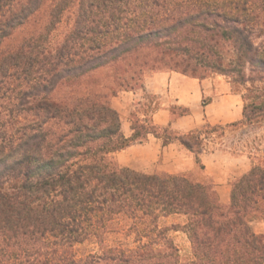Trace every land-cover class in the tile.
I'll use <instances>...</instances> for the list:
<instances>
[{"label": "trees", "instance_id": "1", "mask_svg": "<svg viewBox=\"0 0 264 264\" xmlns=\"http://www.w3.org/2000/svg\"><path fill=\"white\" fill-rule=\"evenodd\" d=\"M162 70L224 76L241 89V118L182 134L135 117L125 136L111 98ZM175 108L187 114L173 106L170 121ZM263 120L264 0H0V264H264L251 227L264 221V155L228 203L210 180L113 157L154 135L203 170L226 130ZM171 216L184 221L160 224ZM178 230L193 260L168 236ZM111 233L133 240L110 245Z\"/></svg>", "mask_w": 264, "mask_h": 264}, {"label": "rangeland", "instance_id": "2", "mask_svg": "<svg viewBox=\"0 0 264 264\" xmlns=\"http://www.w3.org/2000/svg\"><path fill=\"white\" fill-rule=\"evenodd\" d=\"M64 28L65 23L56 31V34ZM162 71L167 72V70ZM151 73L148 72L146 75H150ZM182 78L186 79L183 76ZM198 80L200 81V87L197 84L199 83L197 80H193L194 85H187L183 82L177 83V94L183 93L182 95L185 94L187 97H190L184 104L173 102L174 96L169 95V97H166L164 93L150 92L144 90L143 87L118 91L111 98V105L119 113L122 133L124 135L125 133L131 134V125L135 117L141 120L152 119V114L161 107L162 103L168 105L170 116V108L173 106L185 107L188 110L187 114L183 115L185 116L183 125L190 128L184 132L175 130L177 133L182 134L205 122H209L210 124H227L241 118L243 102L239 87L232 86L224 76L218 74H212ZM184 89H186L185 92H183ZM182 97L185 98L186 96ZM174 111L175 116L180 112V109L175 108ZM177 118L175 116L174 119L176 120ZM149 136L152 139L154 135ZM237 140L240 141L238 142ZM217 141L216 144H211L212 149L204 151L200 158L203 165L204 162L210 166L216 163V165L224 170L223 175L218 177V180L229 179L235 172L249 169L252 157H254L253 154L264 155V120L250 126L238 127L233 131L226 130L225 135ZM138 143L143 142H136L134 144ZM171 144L164 149H160V151L156 148L153 150L152 148H145L138 144L135 148L126 147L114 152L113 157L119 165L128 166L142 172L190 173L194 179L214 181L212 175L209 176V174L205 173L204 169L201 170L195 164L192 153L184 149L177 141H173ZM231 144L232 146L230 147ZM235 145H237L236 150L234 149ZM183 221L184 218L182 216H171L167 219H162L160 224H181ZM168 236L178 247L181 259L187 261L194 259L192 244L185 232L181 230L170 231ZM132 240L133 235L125 236L122 233H111L107 243L114 245L118 241H121L131 244ZM91 248L92 246L90 245L77 246L79 253H85Z\"/></svg>", "mask_w": 264, "mask_h": 264}, {"label": "crops", "instance_id": "3", "mask_svg": "<svg viewBox=\"0 0 264 264\" xmlns=\"http://www.w3.org/2000/svg\"><path fill=\"white\" fill-rule=\"evenodd\" d=\"M182 76L185 77L186 79L182 78ZM193 80H197V82H199L197 84L200 87V81L196 78H189L175 71H167V72L155 71L152 72L150 75H146L144 77L143 89L154 93H159V92L164 93L166 97H169V95L174 96L173 102L177 104H182V103L184 104L187 102V99H189L190 97L189 96L187 97V95L185 94L182 95L183 93L177 94L176 91L177 83L183 82L184 84L187 85H194ZM185 91L186 89L183 90V92ZM182 96H186V97L183 98ZM152 121L160 126H169L174 131L176 130V131L184 132L190 128L189 126L183 125L185 121V116H180L176 120L174 119L170 121L168 105H165V103H162L161 107L152 114ZM129 135H130L129 133L128 134L125 133V136H129ZM138 144L140 146L141 145L144 146L145 148H152V150L156 148L159 151L162 148L164 149L167 146L172 145L171 143H169L166 146H162V142L160 138L155 136H153L152 139L150 136H148L147 139L143 141V143H138ZM138 144H131L130 146H128V148L131 147L135 148V146ZM204 165H205L204 167L205 173L209 174V176L212 175L214 178L213 183L215 184V187L218 191L221 202L228 203L232 181L235 180L237 177H239L246 170L235 172L234 175H232L229 179L224 178V180L223 179L218 180V177L223 175L224 170L220 166L216 165V163L210 166L204 162ZM251 227L255 232L264 234V221H253L251 222Z\"/></svg>", "mask_w": 264, "mask_h": 264}]
</instances>
